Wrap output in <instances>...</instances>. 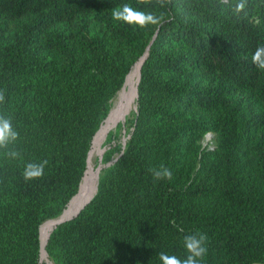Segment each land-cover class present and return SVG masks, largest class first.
<instances>
[{
  "label": "trees",
  "instance_id": "16d2710c",
  "mask_svg": "<svg viewBox=\"0 0 264 264\" xmlns=\"http://www.w3.org/2000/svg\"><path fill=\"white\" fill-rule=\"evenodd\" d=\"M236 2L0 0V115L20 153L0 150V264H40V226L77 194L94 137L142 59L127 139L102 155L96 194L49 233L45 259L161 264V252L186 257L183 237L199 231L200 264H264V71L251 61L264 0L242 12ZM124 3L167 22L113 20ZM45 159L43 177L25 181V164ZM161 165L171 180H154Z\"/></svg>",
  "mask_w": 264,
  "mask_h": 264
},
{
  "label": "clouds",
  "instance_id": "9594fccd",
  "mask_svg": "<svg viewBox=\"0 0 264 264\" xmlns=\"http://www.w3.org/2000/svg\"><path fill=\"white\" fill-rule=\"evenodd\" d=\"M148 3L154 7L164 9L171 5L172 0H148ZM247 3L248 0H237L234 8L237 12H242L245 10ZM112 18L117 22L134 25L141 29L148 26L160 27L167 22V18L163 13L158 15L151 11H142L128 3H124L118 8L113 9ZM251 61L258 70L264 71V45H260L255 49ZM4 101L5 95L0 91V104H3ZM18 137L19 133L13 128L12 120L9 117L0 115V150L8 149L5 155L11 159L20 157L18 151L9 149V145L15 144ZM47 165L48 160L46 159L39 162L26 163L22 173L24 180L31 181L42 178ZM150 171L156 181L172 179L171 170L163 165L150 169ZM179 231L183 232L184 229L180 228ZM207 241L208 237L206 234L199 231L187 234L183 237V246L187 253L186 257L180 258L176 255L161 252L158 254V259L161 264H200V261L208 251L206 246Z\"/></svg>",
  "mask_w": 264,
  "mask_h": 264
},
{
  "label": "bare ground",
  "instance_id": "6f19581e",
  "mask_svg": "<svg viewBox=\"0 0 264 264\" xmlns=\"http://www.w3.org/2000/svg\"><path fill=\"white\" fill-rule=\"evenodd\" d=\"M140 64V63H139ZM139 64L131 69L129 75L126 78L123 89L118 94L117 99L114 101L111 110L107 115V119L101 125L100 130L94 137L92 142V148L88 154V166L82 182L80 185L79 192L71 200L70 204L64 211L63 215L59 219L52 220L53 222L44 223L40 228V246H42L40 264H42L45 258V243L49 236V233L57 226L60 220L68 219L74 216L81 207L90 199L96 192L99 173L101 169H95L94 159L102 155V145L106 141L107 134L114 128V126L119 123L126 114L132 109L133 103L136 100L135 90L138 84L137 77L139 76ZM139 80V78H138Z\"/></svg>",
  "mask_w": 264,
  "mask_h": 264
},
{
  "label": "rangeland",
  "instance_id": "374dc122",
  "mask_svg": "<svg viewBox=\"0 0 264 264\" xmlns=\"http://www.w3.org/2000/svg\"><path fill=\"white\" fill-rule=\"evenodd\" d=\"M134 67V66H133ZM132 67V68H133ZM138 78H139V76L137 77V81H138ZM126 82V81H125ZM125 84V83H124ZM123 87H124V85L122 86V88H121V90L123 89ZM120 90V91H121ZM120 92H118L115 96V98L113 99V101H112V104H111V107H112V105H113V103H114V101L117 99V97H118V94H119ZM110 110H111V108H110ZM135 110H136V108H135V101H134V103H133V106H132V109H131V111L129 112V114H126L125 116H124V119H122L119 123H117L115 126H114V129H112V131H110L109 133H110V136L107 134V136H106V141L105 142H103V145H102V150H103V153H102V155L106 152V151H108V150H110V149H114V148H116V147H123V145H124V143H125V141H126V137H127V127H126V121H127V119H130L132 116V114L135 112ZM105 121V120H104ZM103 121V122H104ZM116 128V129H115ZM211 138H212V135L211 134H207L206 135V137H205V139H204V142L202 143V147L203 148H207V146H210L211 145ZM92 148V147H91ZM91 150V149H90ZM102 155L100 156V157H98V158H95L94 159V165H95V169H102V168H104L105 166V164H103L102 163V160H101V157H102ZM85 175V174H84ZM50 221H47V222H45V223H49ZM51 222H53V221H51ZM44 223H42L41 225H43ZM42 264H50L48 261H47V259H43V262H42Z\"/></svg>",
  "mask_w": 264,
  "mask_h": 264
},
{
  "label": "water",
  "instance_id": "95a60500",
  "mask_svg": "<svg viewBox=\"0 0 264 264\" xmlns=\"http://www.w3.org/2000/svg\"><path fill=\"white\" fill-rule=\"evenodd\" d=\"M142 62H143V59L141 60V62H140V64H139V70H140V67H141ZM138 74H139V71H138ZM139 78H140V74H139ZM138 81H139V80H138ZM135 95H136V90H135ZM136 98H137V95H136ZM87 157H88V156H87ZM87 164H88V161H87ZM84 174H85V173H84ZM83 177H84V176H83ZM83 177H82V178H83ZM81 180H82V179H81ZM81 182H82V181H81ZM80 185H81V183H80ZM97 186H98V183H97ZM79 189H80V187H79ZM96 191H97V188H96ZM78 192H79V190H78ZM78 192H77V193H78ZM95 194H96V192H95ZM95 194H94V195H95ZM76 195H77V194H76ZM76 195H75V196H76ZM94 195H93L90 199H88V200L86 201V203L81 207V209H82L85 205H87V204L89 203V201L94 197ZM75 196H74V197H75ZM74 197H73V198H74ZM73 198H71V200H72ZM71 200L68 202L69 204H70ZM69 204H68V205H69ZM68 205H67V207H68ZM67 207H66V208H67ZM66 208H65V210H66ZM81 209H80V210H79L74 216H72V217H70V218H68V219H65V220H60V222L57 223V226L60 225V223H62V222H65V221L71 220V219H73L74 217H76V216L80 213ZM65 210H63V212L60 214V216L63 215V213H64ZM60 216L57 217L56 219H59ZM40 227H41V226H40ZM39 235H40V229H39ZM48 237H49V236H48ZM48 237H47V239H48ZM47 239H46V241H47Z\"/></svg>",
  "mask_w": 264,
  "mask_h": 264
}]
</instances>
